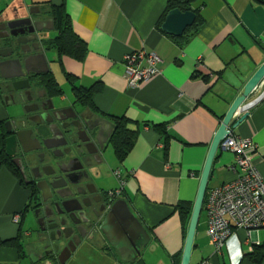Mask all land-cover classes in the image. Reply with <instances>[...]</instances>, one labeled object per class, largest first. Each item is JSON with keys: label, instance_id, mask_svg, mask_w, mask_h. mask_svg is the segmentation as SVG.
I'll list each match as a JSON object with an SVG mask.
<instances>
[{"label": "crops", "instance_id": "0c3cea01", "mask_svg": "<svg viewBox=\"0 0 264 264\" xmlns=\"http://www.w3.org/2000/svg\"><path fill=\"white\" fill-rule=\"evenodd\" d=\"M63 3L88 52L81 60L66 55L60 60L55 49L46 52L50 74L63 93L58 106L76 101L74 86H96L93 96L96 109H92L97 115L112 122L115 116L131 121L129 127L138 131L135 145L120 162L112 145L106 143L102 154L106 164L99 168L110 171V179L100 186L116 188L114 171L120 170L126 181V200L151 236L144 249L143 264H174V260L182 258L188 232L177 205L181 202L194 205L223 118L264 63V0H192L191 7L198 10L202 25L181 39L160 28L167 0H0V22L37 7L41 10L38 19L46 29V37L52 39L58 32L47 5ZM142 48L159 54L161 74L139 89L129 88L124 56ZM200 56L203 62L197 66ZM263 90L264 82L251 99ZM19 112L8 106L0 92V123ZM157 125L165 126L167 138ZM232 133L251 138L257 145V167L264 175V100L251 109ZM109 147L113 161L108 158ZM234 161L233 152L218 149L208 188L234 178L227 168ZM30 200V189L7 166H2L1 240L20 234L22 238L31 236L30 230L23 228L28 219L32 229L28 211L22 216ZM17 214L21 215L20 223L14 221ZM207 226V213L203 209L190 264H264L261 246L264 228L252 233L234 230L227 244L217 252L207 235ZM257 240L260 244L256 245ZM19 259L16 248H0V263H15ZM26 259L23 263L29 264ZM92 264H97V260Z\"/></svg>", "mask_w": 264, "mask_h": 264}, {"label": "flooded vegetation", "instance_id": "af4514ba", "mask_svg": "<svg viewBox=\"0 0 264 264\" xmlns=\"http://www.w3.org/2000/svg\"><path fill=\"white\" fill-rule=\"evenodd\" d=\"M29 9L24 11V14H18L16 18L30 17L33 23L36 21L40 23L38 15L41 14V10L37 7ZM38 26L43 27L41 23ZM34 28L36 26L29 22L13 29L17 33V36L10 39V44L12 43L17 50L14 57L24 60L39 52L35 50L38 41L33 39L34 34L30 31ZM22 31L25 33L22 34ZM1 32L4 34L7 33V30ZM25 40L28 41L27 44L20 43ZM23 49L28 53L24 54ZM22 79H28L30 86L20 91L15 90L14 83ZM52 80L50 72L37 74L24 70V76L15 79H4L0 75V92L3 99L13 97L15 104L12 101L5 102L9 107H16L20 111L19 114L9 119L14 121L13 127L31 129L32 137L39 140L41 144L39 149L25 152L22 144L18 143L15 155L10 157L24 184L31 191V200L27 206L28 212H26L30 215L31 224L33 221L31 235H34L36 246H33L34 248L28 254L31 251H36L42 256L37 264L45 261L47 264H61V261L64 264H76L79 261L82 264H92L98 254L102 257L101 264H132L130 260L134 256L128 253V247L133 242L123 224L119 227L111 220L105 223L114 202L126 199L125 189L116 194V192H111L116 188L104 189L100 186L96 175L97 168L86 165L91 161L95 163L94 158L97 156L94 154L89 156L84 143L80 140V137L85 136L80 130L82 125L91 136V141L99 146L95 131L90 132L85 123L88 126H94L103 117L98 116V113L86 106H80L78 110L77 106H73L72 103L58 106V101L63 93L58 92ZM18 84L19 86L24 85V83ZM58 107L63 109L59 110ZM70 107H74L77 116L69 109ZM73 116L75 118H71ZM52 120L53 124H50L49 121ZM54 123L58 124L62 131H65L64 137L53 139L52 133L54 130L57 132V129L52 126ZM62 126L68 130L71 129V131L66 132L67 129H63ZM103 133L100 137L101 141L108 133L107 126ZM49 145L56 147L49 148ZM33 146H37V144H30L28 147ZM68 149H71L69 153L66 152ZM90 149L93 150L94 147L90 146ZM90 157L92 159L87 160ZM82 165L83 168H81ZM72 172L75 174L71 176V180L77 182L76 184L70 183L65 177L66 174ZM86 172L89 173L88 179H85ZM108 172L110 175V171ZM83 176L84 178H82ZM64 194H71V196L62 198L61 195ZM65 199H72V201L63 204ZM75 199L83 200L84 204L86 203L88 206L79 210V204ZM67 209H76L77 211L67 212ZM73 220L77 223H73ZM61 223L64 225L61 226ZM59 229H63L64 234L68 237L62 239L63 243L56 251L54 243L55 241L59 242L57 240ZM117 232H123L121 240L115 236ZM54 236L56 240H52ZM119 240L125 241L126 244L121 245ZM144 248L141 249V256L136 259V264H143ZM75 260L78 261L74 262Z\"/></svg>", "mask_w": 264, "mask_h": 264}, {"label": "water", "instance_id": "95a60500", "mask_svg": "<svg viewBox=\"0 0 264 264\" xmlns=\"http://www.w3.org/2000/svg\"><path fill=\"white\" fill-rule=\"evenodd\" d=\"M30 11V9H29ZM196 20V13L193 11H182L178 8L172 9L168 12L166 15L165 21L162 24V30L165 31L167 34L175 36V37H181L184 35L187 28L191 27ZM32 23L36 26V28L30 30L34 34L35 41H38V46L35 47L36 51H39L38 53H35L33 55H30L29 57L25 58L24 60H21L20 58L14 57L16 56L17 50L16 48L10 44L11 37L17 36V33L13 31V29L20 27L21 25H24L25 23ZM41 23V22H40ZM40 23H37L32 21L30 17L25 19H11L0 22V75L4 79H15V78H21L24 76V70L27 72H35L37 74L41 73H49L51 71L50 64L46 55V52L48 51V47L46 46V29L43 27H39L38 25ZM42 24V23H41ZM53 29V25L50 27ZM7 30V33H2L1 31ZM9 30V31H8ZM25 32L22 31V34ZM23 36V35H22ZM9 39V40H8ZM20 42V41H19ZM28 41H21L20 43L27 44ZM24 54L28 53L27 50L23 49ZM264 80V63L259 67V69L252 75V77L248 80L244 87V91L238 95L231 105L230 109L226 113L225 117L223 118V121L221 123V126L219 127L214 140L212 142L209 155L207 157L204 170L202 173L201 183L200 187L197 193V197L195 199L192 214L189 222L187 237L184 245L183 255L181 264H190L191 263V257H192V251L194 247V241L195 236L197 233V227L199 224V220L201 217V213L203 211L204 201L206 192L208 189V182L212 171V166L214 163V160L216 158V154L219 149V145L222 141L226 140L228 136L232 133V130L236 128L244 119H246L252 108L257 106L259 103H261L264 100V90L255 98L251 99L253 96V93L257 91L259 88L261 82ZM18 83H24V85H20ZM14 89L15 90H23L25 87H29V80L28 79H22L18 82L14 83ZM251 99V100H250ZM5 101L9 102L12 101L15 104V99L13 97H5ZM62 103V98L59 99L58 104ZM73 106H77V110L80 106H84L77 100L72 102ZM53 108H55L53 106ZM59 110H62V107H58ZM74 113L75 116H77V111H75L74 107H70ZM75 116L71 118H75ZM82 118V116H81ZM83 119V118H82ZM50 124H53V120L49 121ZM14 121H6L5 127L7 131V137L5 139V151L7 156L10 158L15 155V150L18 146V143H21L25 152H29L31 150L39 149L41 146L40 141L37 139H34L32 137L33 131L31 129H18L13 127ZM57 129V132L54 130L53 139L58 138L60 136H65V131H62V129L59 127L58 124L54 123L52 125ZM86 128L91 132L95 131V135H97V140L99 142V146H96L93 141H91V136L88 134V131L83 128L81 125L80 130L85 134L84 137H80V140L84 143V146L86 148V151L89 156L96 155L94 159L96 162H87L86 165L89 167H96L97 168V177L98 182L102 185H105L108 180L110 179L109 172H106L105 170H102L99 168V166H104L106 162L104 161V158L102 156L103 151L105 149V144L107 143L109 137L111 136L113 129H114V123L110 120L100 118L99 122H97L94 126H88L87 123H85ZM105 126L108 127V133L105 135L104 139L101 141L100 137L103 135ZM51 128V125H50ZM63 129H67L64 126H62ZM71 131V129H67L66 132ZM66 140V137H65ZM68 141L66 140V143ZM46 143V141H44ZM30 144H37V146L28 147ZM90 146H93L94 149H90ZM56 147L49 145V148ZM71 149L66 150V152H70ZM92 158L87 160H91ZM17 162V161H15ZM86 162V161H85ZM83 168V165L82 167ZM75 173L72 172L70 174H66L67 180L72 183L76 184L77 182L71 180V176H73ZM84 178V176L82 177ZM89 178V173L86 172L85 179ZM65 185V184H64ZM64 185H62L64 187ZM61 187V186H60ZM71 196V194H64L61 195L62 198H67ZM72 199H65L62 203L65 204L66 202H71ZM77 203L79 204L78 209L82 210L84 206H88L86 203L84 204L83 200L75 199ZM67 212H76V209L70 210L67 209ZM99 218V217H98ZM108 220L114 221L116 226H121L123 224L124 228L126 229L127 234H129L130 238L132 239V244L128 247V253L133 255L134 258L130 260V263L136 264V259L141 256V249L143 247H146L147 244L151 240V236L147 230V228L144 226L143 222L140 220V218L131 210L129 203L126 199H119L114 202V204L111 207V210L109 214L107 215L105 219V223H107ZM73 223H77L73 220ZM64 225V223H61V226ZM105 234L106 232L103 231ZM115 236H118V238L121 240L123 238V232H117ZM68 236L64 234L63 229H59V233L57 235V240L59 242L54 243V248L56 251L59 250L60 245L63 243L62 239L67 238ZM52 240H56V237H52ZM119 240V241H120ZM118 241V242H119ZM121 242V241H120ZM123 242V243H122ZM120 244L123 245L126 244L125 241H122ZM121 251V249H119ZM28 260L29 264H37L42 256L36 252L31 251L28 254ZM41 264H47V262H42ZM61 264H64L61 261Z\"/></svg>", "mask_w": 264, "mask_h": 264}, {"label": "built area", "instance_id": "2783aa9c", "mask_svg": "<svg viewBox=\"0 0 264 264\" xmlns=\"http://www.w3.org/2000/svg\"><path fill=\"white\" fill-rule=\"evenodd\" d=\"M161 61L156 51L146 48L127 53L124 65L128 87L139 89L160 75ZM202 62L203 58L198 57L197 66ZM219 149L233 152L235 161L227 167L234 173V178L208 188L203 206L207 213V235L217 252L227 244L234 230L245 229L252 233L264 228V175L257 167V145L251 138L231 133L220 143ZM114 175L118 186L111 192L119 194L124 190L126 181L120 170L114 171ZM21 220L20 214L14 216L16 223ZM255 244H260L259 240ZM250 249L254 251L252 247Z\"/></svg>", "mask_w": 264, "mask_h": 264}, {"label": "trees", "instance_id": "16d2710c", "mask_svg": "<svg viewBox=\"0 0 264 264\" xmlns=\"http://www.w3.org/2000/svg\"><path fill=\"white\" fill-rule=\"evenodd\" d=\"M192 0H167V7L165 10L164 17L162 16L160 19V28L162 27L163 22L165 21L166 15L172 9L178 8L182 11H193L196 13V20L194 24L187 28L184 35L181 37H175L178 39L183 38L188 33H195L200 26L202 25L201 16L198 13V10H194L191 7ZM262 1V0H260ZM49 8L50 16H52L55 30L58 32L57 36L46 40V46L49 49H55L58 53V57L61 60L63 56H70L77 60H81L85 57L88 52V46L80 39L77 34L75 33L71 18L69 13L67 12L65 4L54 5L49 4L47 5ZM203 79L208 81L207 76H203ZM53 85L58 89L59 93H62V90L57 81L52 80ZM96 86H92L90 88H83L74 86V96L78 102L83 104L86 107L94 108L95 103L93 100V96L96 93ZM114 123L113 132L108 140V143L112 145L115 155L120 162H123L128 154L131 152L135 145V141L137 139L138 131L129 127L130 120L126 117H112ZM163 134L166 136V128L163 125L158 126ZM0 168L2 166H7L16 176L21 179V176L18 170L15 168L13 163L11 162L10 158L7 156L5 151V137L7 135L4 123H0ZM167 138V136H166ZM167 146V144H166ZM22 183L24 184L23 180L21 179ZM25 185V184H24ZM177 209L179 211L181 220L183 225L186 227V232L188 231V224L191 218L193 206L191 203L188 202H181L178 203ZM27 211V207L24 212H22V216H25V212ZM22 217V218H23ZM22 235H18V237L13 239L1 240L0 239V248L3 247H11L16 248L19 252V261L15 263H0V264H24L23 261L28 256L26 253L24 244L22 242ZM264 249V244L261 245ZM257 246V248L261 247ZM254 252L251 253V257H254ZM181 256V254H180ZM182 258L179 257L178 259L174 260V264H181Z\"/></svg>", "mask_w": 264, "mask_h": 264}, {"label": "rangeland", "instance_id": "374dc122", "mask_svg": "<svg viewBox=\"0 0 264 264\" xmlns=\"http://www.w3.org/2000/svg\"><path fill=\"white\" fill-rule=\"evenodd\" d=\"M51 33H53V31H51ZM54 51V50H53ZM53 51H51L50 52V55L51 54H53ZM54 53H55V51H54ZM5 124V123H4ZM111 148L109 147L108 149H107V153H108V158L110 159V160H112L113 161V156L111 155ZM208 190V189H207ZM28 220V219H27ZM27 220H25V222H24V229L25 230H30V233H32V229H31V226L29 225V221H27ZM30 224H31V221H30ZM29 226V227H28ZM32 227H33V221H32ZM30 228V229H29ZM35 241V238H34V235L32 234L30 237H27V236H25L24 238H22V242H23V244H24V247H25V250H26V252L28 253L29 251L28 250H32V248H34L33 246H36L34 243ZM145 249V248H144ZM146 251V250H145ZM145 251L143 250V255H145ZM96 258H95V260H97V264H101L102 263V257L98 254V256H95ZM154 257V259L156 260L157 259V255H154L153 256ZM25 261V260H24ZM78 260H75L74 262H77ZM26 262H28V260L26 259ZM191 262H192V257H191ZM76 264H82L80 261L79 262H77ZM194 264V263H193Z\"/></svg>", "mask_w": 264, "mask_h": 264}, {"label": "clouds", "instance_id": "9594fccd", "mask_svg": "<svg viewBox=\"0 0 264 264\" xmlns=\"http://www.w3.org/2000/svg\"><path fill=\"white\" fill-rule=\"evenodd\" d=\"M204 209V208H203Z\"/></svg>", "mask_w": 264, "mask_h": 264}]
</instances>
